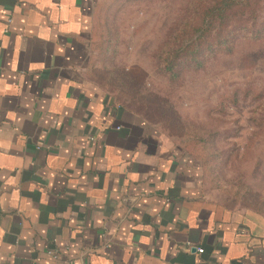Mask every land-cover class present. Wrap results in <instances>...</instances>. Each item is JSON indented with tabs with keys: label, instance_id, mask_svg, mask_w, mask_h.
<instances>
[{
	"label": "crops",
	"instance_id": "0c3cea01",
	"mask_svg": "<svg viewBox=\"0 0 264 264\" xmlns=\"http://www.w3.org/2000/svg\"><path fill=\"white\" fill-rule=\"evenodd\" d=\"M102 1L0 0V264H264V217L97 84Z\"/></svg>",
	"mask_w": 264,
	"mask_h": 264
},
{
	"label": "rangeland",
	"instance_id": "374dc122",
	"mask_svg": "<svg viewBox=\"0 0 264 264\" xmlns=\"http://www.w3.org/2000/svg\"><path fill=\"white\" fill-rule=\"evenodd\" d=\"M92 50L104 91L264 217V0H103Z\"/></svg>",
	"mask_w": 264,
	"mask_h": 264
},
{
	"label": "trees",
	"instance_id": "16d2710c",
	"mask_svg": "<svg viewBox=\"0 0 264 264\" xmlns=\"http://www.w3.org/2000/svg\"><path fill=\"white\" fill-rule=\"evenodd\" d=\"M94 35H95V30H94ZM171 71V70H170Z\"/></svg>",
	"mask_w": 264,
	"mask_h": 264
},
{
	"label": "built area",
	"instance_id": "2783aa9c",
	"mask_svg": "<svg viewBox=\"0 0 264 264\" xmlns=\"http://www.w3.org/2000/svg\"><path fill=\"white\" fill-rule=\"evenodd\" d=\"M200 252H202V250H200Z\"/></svg>",
	"mask_w": 264,
	"mask_h": 264
}]
</instances>
